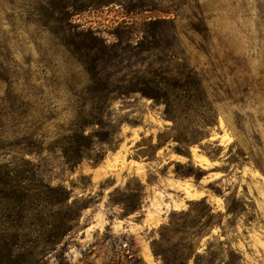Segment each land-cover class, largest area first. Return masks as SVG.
I'll list each match as a JSON object with an SVG mask.
<instances>
[{
	"label": "rangeland",
	"instance_id": "obj_1",
	"mask_svg": "<svg viewBox=\"0 0 264 264\" xmlns=\"http://www.w3.org/2000/svg\"><path fill=\"white\" fill-rule=\"evenodd\" d=\"M200 1L230 36L228 50L215 36L218 50L208 57L188 22L179 25L180 52L202 76L203 105L193 107L190 120L176 121L162 103L140 94L116 98L104 118L112 133L107 145L94 137L99 127L77 132L90 137L87 150L100 153L97 162L67 164L53 145L59 126L68 129L76 120L61 87L72 71L38 51L30 41L34 31L11 33V59L28 85L59 86L45 88L37 101V107L51 101L55 119L44 126L45 150L32 159L44 181L66 187L85 206L77 227L40 264H264V99L256 94L234 100L230 72L232 53L246 60L243 73L249 78L264 73V0ZM145 16L134 19L139 23ZM121 17L119 6L110 5L73 20L112 43ZM130 63V72L145 67Z\"/></svg>",
	"mask_w": 264,
	"mask_h": 264
},
{
	"label": "trees",
	"instance_id": "obj_2",
	"mask_svg": "<svg viewBox=\"0 0 264 264\" xmlns=\"http://www.w3.org/2000/svg\"><path fill=\"white\" fill-rule=\"evenodd\" d=\"M110 5H118L122 15L112 43L98 29L73 20ZM144 14L149 16L139 23L134 19ZM215 15L200 0H22L20 4L0 0V264H40L77 227L85 208L66 187L44 181L32 159L45 150L48 133L44 126L55 119L51 101L44 99L47 107H37V101L43 99L45 88L59 86L28 85L29 79L15 69L11 59V33L34 31L30 41L38 51L44 49L72 71L61 87L69 95L76 120L68 129L59 126L53 145L67 164L77 165L100 160V153L89 152L90 137L77 132L99 127L94 137L107 145L112 133L104 118L116 98L140 94L162 103L164 113L176 121L194 116L193 107L204 103L198 95L205 88L201 74L188 67L180 52L184 44L179 25L186 20L188 30L199 37V49L208 57L215 56L218 46L213 38L225 50L230 40L215 26ZM230 54L234 100L242 103L256 94L264 99V73L259 80L249 78L243 73L246 60ZM130 60L146 68L130 72ZM123 71L127 75L118 78Z\"/></svg>",
	"mask_w": 264,
	"mask_h": 264
}]
</instances>
